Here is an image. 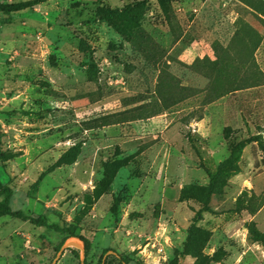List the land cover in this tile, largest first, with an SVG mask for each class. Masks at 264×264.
<instances>
[{"label": "rangeland", "instance_id": "374dc122", "mask_svg": "<svg viewBox=\"0 0 264 264\" xmlns=\"http://www.w3.org/2000/svg\"><path fill=\"white\" fill-rule=\"evenodd\" d=\"M30 1L0 0V178L75 235L0 216V264L72 237L88 264H264V0Z\"/></svg>", "mask_w": 264, "mask_h": 264}, {"label": "trees", "instance_id": "16d2710c", "mask_svg": "<svg viewBox=\"0 0 264 264\" xmlns=\"http://www.w3.org/2000/svg\"><path fill=\"white\" fill-rule=\"evenodd\" d=\"M40 1L44 0H33L30 1L31 5L38 4ZM19 9V6L15 3L5 4L0 2V31H1V24L9 23L14 18V12ZM80 49H84L83 45H80ZM14 195V189L9 185L2 181L0 178V196L2 197L0 201V216L3 215H10L14 216L23 220H29L32 223L39 225V226H48L53 227L56 230H69L70 235H75V232L71 229H64L60 227L58 224L50 223L48 217L44 214L39 216H31L27 214L22 209H14L12 207V200ZM63 244V243H62ZM86 249H88V244H86ZM76 253H78L77 249H73ZM86 264H88L86 260Z\"/></svg>", "mask_w": 264, "mask_h": 264}, {"label": "water", "instance_id": "95a60500", "mask_svg": "<svg viewBox=\"0 0 264 264\" xmlns=\"http://www.w3.org/2000/svg\"><path fill=\"white\" fill-rule=\"evenodd\" d=\"M69 247H75V248L80 249V251H81V264H86V257H87L86 243H85V241L83 239H81L79 237H72V238H69V239L65 240L63 242V244L61 245V247L59 249V252L57 254V257L55 258V260L53 261L52 264H56V262L58 261L59 257ZM103 264H105L104 261H103Z\"/></svg>", "mask_w": 264, "mask_h": 264}]
</instances>
